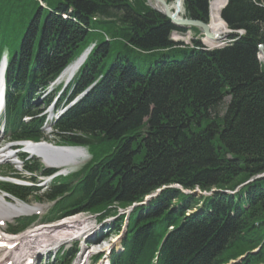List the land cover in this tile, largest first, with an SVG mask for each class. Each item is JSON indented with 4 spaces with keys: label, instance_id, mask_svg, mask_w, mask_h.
Instances as JSON below:
<instances>
[{
    "label": "trees",
    "instance_id": "16d2710c",
    "mask_svg": "<svg viewBox=\"0 0 264 264\" xmlns=\"http://www.w3.org/2000/svg\"><path fill=\"white\" fill-rule=\"evenodd\" d=\"M135 1L0 0L9 140H48L43 114L57 95L58 111L85 94L51 134L92 159L36 196L58 200L44 221L114 217L120 235L119 210L135 207L112 264H264V0H227L232 33L213 50L195 36L174 41L200 31ZM212 1L184 0L186 17L209 24ZM92 46L70 85L49 95Z\"/></svg>",
    "mask_w": 264,
    "mask_h": 264
},
{
    "label": "bare ground",
    "instance_id": "6f19581e",
    "mask_svg": "<svg viewBox=\"0 0 264 264\" xmlns=\"http://www.w3.org/2000/svg\"><path fill=\"white\" fill-rule=\"evenodd\" d=\"M184 0H176L173 6L169 7V11L172 14H176L178 18L182 17ZM225 4V0H213L211 4L210 14V31L219 40L221 36L228 33L226 24L222 21L221 11ZM152 7L155 11L161 13L164 8L161 5L152 3ZM161 11V12H160ZM179 35V34H178ZM204 43L208 47H215L219 45L218 42H211L204 40ZM78 70V64L72 65L62 78H69L73 76ZM3 68L0 70V109L2 107L1 98L3 96ZM55 147L49 144L33 145L25 144L22 147L25 153L31 154L33 157L40 159L43 164L48 167H53L61 171L62 173H68L77 168L87 156L86 152L81 149H54ZM9 151V150H8ZM12 153V152H11ZM13 155H8L5 152H0V162L4 160H11ZM10 162V161H9ZM12 162V160H11ZM8 163V162H7ZM16 163V162H15ZM33 209L26 208L22 205H14L8 203L4 197H0V218L8 216V219L21 216L22 214H31ZM88 232L86 221L81 217H72L68 220L60 222L59 224L40 226L32 231L27 232L22 236L5 237L0 244L3 248L8 250L4 257L13 258L14 263L21 258H25L29 251H35V249L47 247L50 245L60 244L69 239L81 237ZM19 243L17 249L10 248L14 244ZM13 250H17L15 252ZM13 252V254H11ZM86 264V263H85Z\"/></svg>",
    "mask_w": 264,
    "mask_h": 264
},
{
    "label": "rangeland",
    "instance_id": "374dc122",
    "mask_svg": "<svg viewBox=\"0 0 264 264\" xmlns=\"http://www.w3.org/2000/svg\"><path fill=\"white\" fill-rule=\"evenodd\" d=\"M133 2H136L135 0H132ZM166 1V0H165ZM176 1V0H175ZM174 1V2H175ZM174 2L173 3H171V4H168L169 6H173L174 5ZM146 3H147V6L149 7V8H151V9H153V7H152V5H151V3H149L148 2V0H146ZM152 3H154V2H152ZM211 4H212V2H211ZM211 4H210V14H211ZM226 3L223 5V7H222V10L226 7ZM222 12V11H221ZM159 13V12H158ZM161 14V13H160ZM180 19H189V18H187L186 17V12H185V9H184V2H183V13H182V17H180ZM210 23V22H209ZM209 25V24H208ZM228 31H229V29H228ZM179 33H175V34H173V36H172V38H173V40L174 41H182V42H184L185 44H187V45H192V39L194 38V36L196 37V39L197 40H199V41H201V43L203 44V45H206L205 43H204V40H205V37H204V35L200 32V34H198V35H194V33H192L191 31H188V33H186V34H179ZM231 33H226V34H224V35H222L221 37H226V39H225V41H223V44H226V43H228V38H229V35H230ZM94 46H92L91 47V50H92V48H93ZM140 57L141 56H138L137 58H136V60L137 61H139L140 60ZM153 60V58H149L148 59V61H146V62H151ZM260 60L262 61V62H264V60H262L261 58H260ZM143 62V61H142ZM141 63V62H140ZM140 63H139V65H140ZM145 66H144V68H142V71H145ZM67 78L66 77H64L63 79H61L60 81H59V83H56V84H54V87L55 86H59L60 84H64V82H65V80H66ZM37 101H35V104L37 105V104H40V102H37ZM46 131H48L46 134L48 135V139H49V142H48V144H52V145H54V146H56V143L54 142V139H53V137H52V134H51V129L50 128H47V130ZM9 150V151H8ZM17 150H20V148L18 147H16L15 145H13V144H11V143H8V142H6L5 141V138L1 135L0 136V152H5L6 154L8 153V155H10V154H16V155H18V158H20V160L22 159L23 161H24V165L23 166H26V167H29V166H32V164H35V163H39V164H41L42 166H45L44 164H43V162L40 160V159H36V158H29V156L27 155V154H25L23 151H17ZM85 152H86V154H87V156L83 159V161H82V163L76 168L77 169V172L81 169V167L82 166H84L85 164H87L90 160H91V156H90V152H89V150L88 149H85L84 150ZM12 152V153H11ZM11 160H12V162H11ZM11 160H9L8 161V163H7V161L5 162V163H3V164H1V166L2 167H0V176L2 177V178H12V179H14V177L16 176V178L18 177L19 178V175H21V176H24V177H32V175L29 173V174H24V173H22V172H20L21 171V169H22V167L23 166H21V165H19V164H16L15 162H17V160L16 159H11ZM27 162V163H26ZM24 168V167H23ZM76 172V171H75ZM37 176L38 177H41L40 176V172L37 174ZM17 178V179H18ZM29 180H30V178H29ZM29 180H27V181H29ZM45 181V180H44ZM43 184H44V182H41L40 181V178H38V179H36L35 181H33V185L34 186H39V187H42V188H44L45 186H43ZM161 193V192H160ZM197 193H199V192H197ZM213 193V192H212ZM212 193L211 194H207L208 196H210V195H212ZM45 193H41L39 196H42V195H44ZM4 194H2V192H0V197H2ZM5 196V195H4ZM47 201L48 200H42V201H38L37 200V197H35V196H31V197H28L27 199H26V201H24L26 204H28V205H31V206H35V205H37L38 204V202H41V204L42 205H45L44 206V208L42 209V211H44L45 212V209L47 208ZM12 202V204H14V205H22L23 203L22 202H20V201H11ZM42 208V207H41ZM127 213L128 212H122L121 210H119V215H121V216H123V217H127ZM74 217H81V218H83L85 221H86V223L87 222H93L94 220H95V218H97L98 216L97 215H95V214H89V213H80V214H78V215H76V216H74ZM126 219L127 218H124V222L126 221ZM68 220V219H67ZM110 220V219H109ZM65 221V220H64ZM61 222H63V221H61ZM60 223V222H59ZM54 224H58V223H54ZM42 224H39V223H34V225L32 226V227H30V229H32V228H34V227H38V226H41ZM125 227L123 228V231L122 232H124L125 230H127L126 229V224L124 225ZM5 229H6V227L5 228H3V231H5ZM123 234V233H122ZM121 234V236L118 238V239H120V241H121V239L123 238V235ZM116 241V238L115 239H112L111 240V238H108V239H104L103 241H101L100 243H95V245L93 244L92 246L96 249L97 248V246L99 245V247L100 248H102L101 246L103 245V244H105V243H111V241ZM118 244H120V243H118ZM90 246V245H89ZM91 246V247H92ZM107 248V247H106ZM88 249H91V248H88ZM259 249V248H258ZM258 249L257 250H255L254 252L256 253V252H258ZM244 258H241V259H239L238 261H232L231 262V264H237V263H240L242 260H243Z\"/></svg>",
    "mask_w": 264,
    "mask_h": 264
},
{
    "label": "water",
    "instance_id": "95a60500",
    "mask_svg": "<svg viewBox=\"0 0 264 264\" xmlns=\"http://www.w3.org/2000/svg\"><path fill=\"white\" fill-rule=\"evenodd\" d=\"M149 3L154 2L155 4L161 5L164 8V11L161 12V14L163 16H165L166 18H168L171 23L173 25H175L178 28H194V29H198L205 37L206 40L211 41V42H218L219 45L215 46V47H209V49H217L222 47L223 41H225L226 37H222L219 40L217 39V37L210 31V25L205 24L203 22L197 21V20H192V19H180L176 14H172L169 11V5L167 4V2L165 0H148ZM227 0H225V3L227 4ZM229 33H231V31H228ZM90 51H88L80 60H79V64H82L87 55L89 54ZM260 58L262 60H264V46L260 47Z\"/></svg>",
    "mask_w": 264,
    "mask_h": 264
}]
</instances>
